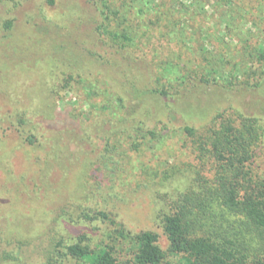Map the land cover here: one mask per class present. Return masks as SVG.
I'll return each mask as SVG.
<instances>
[{"label":"rangeland","instance_id":"obj_1","mask_svg":"<svg viewBox=\"0 0 264 264\" xmlns=\"http://www.w3.org/2000/svg\"><path fill=\"white\" fill-rule=\"evenodd\" d=\"M17 1H22L17 7L13 0L0 3V23L5 17L14 18L10 32L0 25V100L4 98L7 103L13 88L24 93V97L38 93L41 104L57 106L62 122L53 126L56 155L48 165L47 179V186L53 188L41 198L29 197L41 176L30 174L33 167L26 165L17 130L11 128L0 135V186L5 187L0 189V264L38 262L49 242L37 235L42 233L40 227L32 228L25 219L38 217L44 208L57 213L66 207L71 219L53 222L55 232L62 230V237L70 243L77 240L80 231H85L95 245L110 243L119 259L128 260L135 253V243L117 240L112 222L90 223L81 217L82 212L109 205L116 207L133 229L153 228L162 233L156 217L159 209L199 190L201 184L213 183L214 158L203 156L198 143L206 126L192 133L181 126L208 121L219 106L227 108L224 117L233 118L235 123L239 122L237 107L251 114H264V0H135L134 7L142 11L143 18L131 22L135 25L132 33L150 29L167 45L161 54L166 62L160 68L165 78L156 85L169 88L174 95V124H159L156 138H149L135 150H127L126 172L113 176H107V167L95 158L104 150V135H92L90 140L85 137L100 118L120 117L117 96L98 80L97 74L82 70L90 60L86 48L71 39L60 45L53 29L64 35L69 32L49 25V18L57 15L86 16L93 12L92 1ZM116 2L121 4V0H111ZM99 4L104 8L101 1ZM90 25L85 17L71 21L69 26L77 27L81 40L89 35ZM178 74L184 77L176 80ZM64 77L69 86L61 91L59 83ZM172 77L174 80L170 81ZM54 90L61 91L60 99L57 103L52 98L45 102ZM126 145L125 139L122 149ZM253 167L264 174V138L256 147ZM25 173L29 176L24 177ZM232 223L225 220V224ZM25 234L37 236L32 244L19 250V258H6L4 250L13 251L15 246L3 242L1 236ZM161 244L167 248L164 234ZM63 263L85 264L73 259H64ZM165 264L188 262L183 255L169 254Z\"/></svg>","mask_w":264,"mask_h":264},{"label":"trees","instance_id":"obj_2","mask_svg":"<svg viewBox=\"0 0 264 264\" xmlns=\"http://www.w3.org/2000/svg\"><path fill=\"white\" fill-rule=\"evenodd\" d=\"M6 1L0 0V3ZM90 1L93 12H87L88 16L66 13L63 18L57 15L49 18V25L66 28L69 32L60 34L52 27L60 45L71 39L74 44L80 43L86 48L90 60L82 70L97 74L98 80L105 82L117 96L120 117L100 118L98 125L85 137L90 140L92 135H104V150L95 158L107 167L106 175L113 176L126 172L127 150H135L149 138H156L159 124H174L172 111L175 109L171 101L174 95L169 88L156 85L164 77L160 68L166 62L161 55L166 42L152 35L150 29L132 33L135 25L131 22L143 18L142 11L134 7L135 0H121V4L111 3V0ZM100 1L104 8L100 7ZM13 2L16 7L22 3ZM85 17L92 25L89 35L80 40L77 27L69 25L71 21H82ZM0 25L6 32L12 31L14 18L5 17ZM183 77L184 74H178L174 78L180 80ZM67 82L68 78H62L61 91L68 88ZM54 91L49 92L45 102L52 98L57 103L61 91ZM21 93L13 88L7 95V103L4 98L0 100V135L11 128L17 130L20 145L25 149L26 165L33 167L30 174L41 176L32 187L34 194L29 197L41 198L53 188L47 186L50 183L47 180L50 177L48 165L56 155L53 126L62 120L57 115V106L41 104L38 93L27 92L29 95L25 97ZM155 101L159 102L153 106ZM219 107L208 121L187 122L181 126L188 133L206 126L198 136V143L203 156L214 158L215 175L213 183L201 184L199 190L158 210L156 217L162 233L153 228L133 229L122 213L109 205L82 212L81 217L87 222H112L116 226L117 240L133 241L136 250L132 258L119 259L115 246L107 243L99 247L85 231L79 232L76 241L67 242L62 237V230L55 232L56 226L51 225L56 220L58 224L62 219H71L68 207L57 213L54 209L44 208L38 217L26 218L25 222L32 228L40 227L42 233L37 235L44 236L49 243L40 253L38 262L26 264H64V259L85 264H165L169 254L183 255L188 264H264V174L253 167L256 147L264 138V114H251L237 107L239 122L235 123L233 118L224 117L227 108ZM3 122L7 125H2ZM125 139L127 145L122 149ZM28 176L25 173L24 177ZM0 189L5 187L0 186ZM225 220L233 223L225 224ZM161 234L166 237L167 248L161 244ZM35 236H1L3 242L15 246L14 252L5 249L4 256L19 258V250L32 244ZM60 247L64 248L63 252L59 251Z\"/></svg>","mask_w":264,"mask_h":264}]
</instances>
